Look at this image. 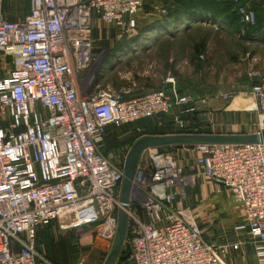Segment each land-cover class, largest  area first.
Wrapping results in <instances>:
<instances>
[{"label": "built area", "instance_id": "1", "mask_svg": "<svg viewBox=\"0 0 264 264\" xmlns=\"http://www.w3.org/2000/svg\"><path fill=\"white\" fill-rule=\"evenodd\" d=\"M144 3L29 0L28 14L15 17L0 0V54L12 64L0 78V264H55L39 251L37 233L64 220L92 228L112 247L119 235L125 170L102 152L107 128L172 116L182 130V117L196 112L193 97L180 94L174 78L169 90L142 95L130 87L90 91L84 72L93 61V19L134 30ZM238 14L242 23H256L250 7H239ZM251 94L262 111V131L264 87L254 85ZM192 148L198 153L195 169L243 208L245 221L237 230L247 231L264 264V142ZM192 180L172 151L142 152L132 190L138 188L143 200L138 204L130 196L126 210L124 242L131 264H224L228 252L239 249L207 240L192 213L182 209L178 197Z\"/></svg>", "mask_w": 264, "mask_h": 264}, {"label": "rangeland", "instance_id": "2", "mask_svg": "<svg viewBox=\"0 0 264 264\" xmlns=\"http://www.w3.org/2000/svg\"><path fill=\"white\" fill-rule=\"evenodd\" d=\"M173 1L145 0L144 6L135 17L137 27L130 31L105 24L97 17L93 19L91 34L93 61L84 72L88 77L86 82L91 83V92L94 90L116 91L123 87H130L134 89L136 95L147 94L169 90L173 84L168 83V80L174 78L177 91L183 95L192 96L194 99L192 105L197 109V107H208L212 101L220 102L221 95L236 96L239 92L251 89L257 83V79L250 77V73L256 72L252 67L254 58L264 54V11L259 12L258 20L256 19L254 25L239 21L238 31H233L230 27L211 28L215 32L212 46L201 49L198 53L195 48L172 46L169 37L162 40L160 45L159 41L165 35L158 36L157 33L143 32V29L152 25L159 16L167 15L168 7ZM10 2L12 0L7 5L9 13L15 17L27 15L28 0H17L16 8H11ZM163 11L166 12L163 13ZM182 38L185 39L184 36ZM196 54L198 56L195 58ZM230 100L232 99L228 101ZM196 113L198 116L200 110H196ZM199 123L201 126H211L209 121H199ZM113 133L111 141L105 145L108 150L105 155L113 163L124 165L136 140L135 137L138 135H133V128L127 126L115 129ZM180 145H184L188 150L193 149V144L190 143ZM186 174L192 176L193 180L185 188V194H180L178 197V203L181 204L182 209L191 212L199 223L196 217L198 213L195 211L198 202L193 203L191 190L194 189L196 194L197 185L200 182H206V178L195 169V166ZM130 196L136 203H142L143 197L138 188H133ZM52 226L54 229L49 233L56 240L53 239L49 243L48 239L40 238L42 250H45L43 245L47 240V244L55 249L58 261L62 260L63 264H106L119 241L118 235L112 247L106 246L107 249H103L97 242L96 235L93 234L90 241L85 240L84 230L89 229L71 227L70 220L55 222ZM57 239L63 243L66 239L70 254L68 257H65L64 244ZM126 245L127 242H124L122 250L127 248ZM117 262H119V256L111 264ZM128 262L129 259L124 264Z\"/></svg>", "mask_w": 264, "mask_h": 264}, {"label": "crops", "instance_id": "3", "mask_svg": "<svg viewBox=\"0 0 264 264\" xmlns=\"http://www.w3.org/2000/svg\"><path fill=\"white\" fill-rule=\"evenodd\" d=\"M246 2V5L253 10L256 7L264 6V0H246ZM164 12L166 11H163V13ZM211 28L210 26H200L195 23L192 24L191 27L185 29L181 28L178 29V31L177 29L175 30V27H171L166 30V33L169 34V32L175 30V35L171 34L169 36H164V34H161L164 37L159 43L161 45V43L169 37L171 38L172 46L194 49L196 46L201 47L202 44L205 49H208V47L212 46L215 35V32ZM183 36L185 39L182 38ZM205 37L207 41H205ZM252 67L261 75V78L257 79L256 84L264 87V54L254 58ZM11 68V61L0 54V78L6 76ZM257 105V100L252 96L251 89L249 88L248 90L236 94V96L227 103L222 99L220 102H210L209 106L206 108L197 107V110H200L198 119L201 122H211V126L202 127H211L215 134L230 133L223 135H250V133H252L253 135L261 131L259 115L262 111L258 109ZM177 128L178 125L175 121L173 123V121L169 122L168 120H165L162 126L163 132L165 133H173ZM166 136H171V134ZM170 151L175 153L180 165L185 168L186 173L195 166L198 157V153L195 149L188 150L184 145H176L173 146ZM205 181L206 182H200L197 185L196 194H194V189L193 191L191 190L193 203L195 204L198 202L195 208V211L198 213L196 217L199 219L205 238L209 241L218 243L239 244L238 250H230L223 258L224 264H263L258 261L255 255L256 243L254 240L250 238L247 231L237 230V227L242 225L245 221L243 208L234 201L231 194L225 188L207 178ZM54 223L47 227L39 228L37 233V247L39 251L53 263L63 264L62 260L58 261L59 258L56 257L57 254L55 249H52L50 244H47V240L43 245L45 253L42 250L40 238L48 239L49 243H51L53 239L54 241L56 240L55 237H51L49 233L54 229L52 226ZM87 229L89 230H84L86 235L85 240L90 241L93 238L94 230L90 228ZM65 240L66 239L63 240V243L57 239L58 242L64 244V249L66 248L64 252L65 257H68L70 254ZM97 240L103 249H107L108 244L106 242L98 238ZM56 250L58 251V249ZM116 264L119 263L117 262ZM128 264H131L130 261Z\"/></svg>", "mask_w": 264, "mask_h": 264}, {"label": "trees", "instance_id": "4", "mask_svg": "<svg viewBox=\"0 0 264 264\" xmlns=\"http://www.w3.org/2000/svg\"><path fill=\"white\" fill-rule=\"evenodd\" d=\"M10 0H6V10L8 11L7 5L9 4ZM246 0H174L170 7H168L167 15H161L159 16V19H157L152 25L147 26L143 29V32H148L149 34L151 32H157L158 36L161 34H164L165 36L169 35H175L176 32H174L176 29H185L188 27H191L192 24H199L200 26H210L215 27V25H219V29H226L227 27H230L233 31L239 30V21L240 16L238 14V8L241 6H244L246 4ZM11 8H16L18 5H13L12 2H10ZM28 7H29V0H28ZM254 11L257 15V20L259 16V12L264 11V6L256 7L254 8ZM29 12V11H28ZM28 14V13H27ZM10 19L13 20L15 17L10 16ZM205 24V25H204ZM175 27V30L172 32L166 33V30L168 28ZM259 27L257 28V30ZM206 34V33H205ZM208 35V34H207ZM206 35V36H207ZM205 41H207V38L205 37ZM204 45L201 44L200 46H196L195 50H197L198 53L201 52V49H204ZM196 57L198 54L195 55ZM256 85V84H254ZM253 85V86H254ZM180 94H183L180 92ZM142 95V94H139ZM195 117V119L186 120V127L182 129V131L189 132L191 130H196L195 125L197 124V128H200V123L198 121L197 113L192 115ZM165 120L173 121L174 119L172 116H160L155 117L151 119H145L141 120L137 123L125 125L122 127H115V126H109L106 131L105 135V142H104V149L102 150L104 155H107V146L106 143H109L113 137V131L115 129H120L123 127H132L133 128V135L137 134L138 136L135 137L136 140L133 142V145L141 138L146 136H166V135H176L181 130L177 128L176 131L173 133L170 132H163L162 126ZM160 122V123H158ZM202 127V126H201ZM112 133V134H111ZM168 133V134H167ZM132 145V147H133ZM180 145V144H174L169 145L166 147H160L164 150H170L173 146ZM105 155V156H106ZM130 236V234H129ZM127 248L123 249L119 255V264H124L126 261H128L131 248L130 245L127 243Z\"/></svg>", "mask_w": 264, "mask_h": 264}, {"label": "water", "instance_id": "5", "mask_svg": "<svg viewBox=\"0 0 264 264\" xmlns=\"http://www.w3.org/2000/svg\"><path fill=\"white\" fill-rule=\"evenodd\" d=\"M182 119L186 121L195 119V117L187 115L182 117ZM195 128L196 130H191L189 132L181 130L178 134L171 136H146L139 139L131 148L124 164L125 180L121 190L122 210L120 212L119 241L115 248V251L108 259L106 264H111L120 255L122 247L124 245L128 221L126 210H128L129 208L130 194L136 173L137 163L143 151L149 148L166 147L169 145L181 143L242 144L250 142H264V129L253 135H223L215 134L211 127L197 128L196 124Z\"/></svg>", "mask_w": 264, "mask_h": 264}]
</instances>
